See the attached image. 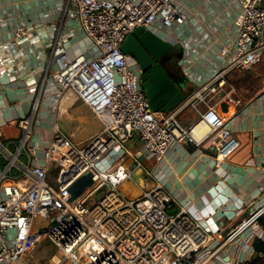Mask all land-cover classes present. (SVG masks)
<instances>
[{"label": "built area", "instance_id": "built-area-1", "mask_svg": "<svg viewBox=\"0 0 264 264\" xmlns=\"http://www.w3.org/2000/svg\"><path fill=\"white\" fill-rule=\"evenodd\" d=\"M72 1L90 39L91 53L72 54L62 37L54 39V107L62 96H76L100 118L102 129L80 144L54 124L50 141L41 148L31 141L34 113L19 118L16 149L11 150L8 142L12 140L5 139L8 161L0 165V264H32L30 257L43 239L60 251L51 256V264H214L223 246L243 247L262 237L264 199L250 203L244 217L227 233L216 235L191 213L187 203L171 197L150 169H145L144 187L136 188L134 195L132 185L120 188L131 177L132 168L123 158L105 156L124 152L137 136L156 161H163L174 144L187 139L200 144L217 133L215 165L224 167L240 141L220 115L221 107L244 103L227 76L231 70L264 63V0L238 1L233 39L220 48L222 62L191 91L189 103H203L206 109L190 125L177 110L187 98L173 110H152L140 69L121 47L137 26L151 27L160 21L172 27L185 22L188 14L177 0ZM26 30L19 26L15 32L20 35ZM181 65L193 79L192 72ZM23 151L27 159L20 161ZM15 163L24 177L31 178L30 183L6 182ZM85 174L90 175L91 184L76 196L72 186ZM50 175L55 180L49 181ZM259 190L264 192V185ZM247 248L252 254L253 249Z\"/></svg>", "mask_w": 264, "mask_h": 264}, {"label": "crops", "instance_id": "crops-1", "mask_svg": "<svg viewBox=\"0 0 264 264\" xmlns=\"http://www.w3.org/2000/svg\"><path fill=\"white\" fill-rule=\"evenodd\" d=\"M238 1L177 0L188 14L185 22L165 27L159 21L151 26L174 39L176 46L170 54L177 52L180 62L193 74L185 87L187 101L177 109L187 125L206 109L203 103L192 105L188 100L198 81L222 62L220 48L233 39ZM19 26H24L26 32L17 35ZM57 37L65 40L72 54L91 53L90 39L79 24L77 6L72 0H0V165L8 161L5 139L12 140L8 147L15 150L21 134L18 120L31 112V141L41 148L50 141L54 124L80 144L102 129L100 118L76 96L64 95L54 107L57 84L53 41ZM35 85L37 90L30 91ZM243 101L238 107H221L220 115L227 119L240 141L224 167L215 165L217 133L200 144L188 139L174 144L163 161H156L137 136L124 152H108L105 158H123L132 172L150 169L158 174L171 197L187 203L207 229L223 235L248 213L250 203L252 206L264 199V192L259 190V185H264V89L252 97H243ZM19 159L25 161L27 153L23 151ZM6 182L25 185L31 178L24 177L20 165L15 163ZM78 182L72 186L76 194L91 184L90 181L80 188ZM261 234L264 239V229ZM255 239L242 244L253 249L252 254L237 243L227 244L216 255L214 264L249 263L262 254L254 246Z\"/></svg>", "mask_w": 264, "mask_h": 264}, {"label": "water", "instance_id": "water-1", "mask_svg": "<svg viewBox=\"0 0 264 264\" xmlns=\"http://www.w3.org/2000/svg\"><path fill=\"white\" fill-rule=\"evenodd\" d=\"M173 40L165 36L161 29L140 25L129 32L121 44L122 49L136 59L144 72L142 85L154 111L173 110L187 98L185 87L189 76L180 63L181 56L177 53L163 64L158 62L174 49L176 42ZM127 184L137 189L144 187L145 171L131 172V177L119 187L125 188ZM100 193L101 189L97 191V198H100Z\"/></svg>", "mask_w": 264, "mask_h": 264}, {"label": "rangeland", "instance_id": "rangeland-1", "mask_svg": "<svg viewBox=\"0 0 264 264\" xmlns=\"http://www.w3.org/2000/svg\"><path fill=\"white\" fill-rule=\"evenodd\" d=\"M227 79L229 83L235 86V92L237 95H242L244 98L252 97L257 94L260 90L264 89V63H258L250 69L243 71L232 70L228 73ZM55 180L54 175H50L49 181ZM91 181L89 174H85L84 177L79 179L80 188H84L85 185ZM73 192V191H72ZM137 192L136 188H132L130 191L131 195ZM74 195H79L74 192ZM264 216L261 219V224L264 228ZM41 230V228H39ZM263 237V235H262ZM262 237H259L262 239ZM60 253L58 248L49 239L41 240L37 247L34 249L30 262L32 264H51V256L53 254ZM262 253V252H261ZM261 259L254 264H264V253L260 254ZM253 260V259H252ZM250 260L248 264H253Z\"/></svg>", "mask_w": 264, "mask_h": 264}, {"label": "trees", "instance_id": "trees-1", "mask_svg": "<svg viewBox=\"0 0 264 264\" xmlns=\"http://www.w3.org/2000/svg\"><path fill=\"white\" fill-rule=\"evenodd\" d=\"M264 222V221H263ZM264 224V223H263ZM254 246H255V248H256V250L258 251V252H262V253H264V239H261V238H256L255 240H254ZM261 259V256L260 255H257V256H255L254 258H253V264L255 263V262H258L259 260Z\"/></svg>", "mask_w": 264, "mask_h": 264}, {"label": "flooded vegetation", "instance_id": "flooded-vegetation-1", "mask_svg": "<svg viewBox=\"0 0 264 264\" xmlns=\"http://www.w3.org/2000/svg\"><path fill=\"white\" fill-rule=\"evenodd\" d=\"M170 52H171V51H170ZM170 52H169V53H166L165 55H163V56L158 60V62H159L160 64H163V63H165L166 60L169 59L171 56H173L174 54H177V52H176V53H173V54H170ZM130 61L133 62L135 65H138V64H137V61H136L135 58L131 57V58H130ZM138 67H139V69H140L141 75H143L144 72L142 71L141 67H140L139 65H138Z\"/></svg>", "mask_w": 264, "mask_h": 264}]
</instances>
